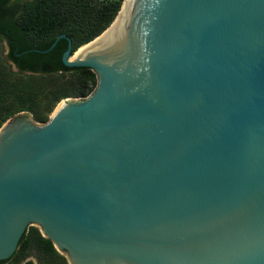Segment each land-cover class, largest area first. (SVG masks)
<instances>
[{
	"label": "water",
	"instance_id": "1",
	"mask_svg": "<svg viewBox=\"0 0 264 264\" xmlns=\"http://www.w3.org/2000/svg\"><path fill=\"white\" fill-rule=\"evenodd\" d=\"M122 3L49 47L94 92L0 127V260L36 225L69 264H264V0Z\"/></svg>",
	"mask_w": 264,
	"mask_h": 264
},
{
	"label": "trees",
	"instance_id": "2",
	"mask_svg": "<svg viewBox=\"0 0 264 264\" xmlns=\"http://www.w3.org/2000/svg\"><path fill=\"white\" fill-rule=\"evenodd\" d=\"M123 0H0V41L8 45V67L0 75V127L12 115L27 111L35 121L48 120L55 105L66 97H85L96 86L95 72L86 66H66L62 54L67 40L71 53L90 42L112 22ZM46 50V51H44ZM60 74L62 79L48 90L37 87L44 76ZM34 249L49 264H68L64 255L35 226L21 235L11 256L0 264H33L27 259Z\"/></svg>",
	"mask_w": 264,
	"mask_h": 264
},
{
	"label": "rangeland",
	"instance_id": "3",
	"mask_svg": "<svg viewBox=\"0 0 264 264\" xmlns=\"http://www.w3.org/2000/svg\"><path fill=\"white\" fill-rule=\"evenodd\" d=\"M6 51H7L6 42L4 40H2V41H0V75H2L4 73V71L6 70L7 67L10 70H13L14 72L17 71L15 66L7 58H5ZM61 79H62V76L60 74H53L52 76H44V77L39 78L37 80V87L41 88L42 90H48L53 85L59 83ZM96 84H97V82H96ZM95 88H96V86L94 87V89L87 96L92 94L94 92ZM69 98L73 99V98H82V97H66V98H62L60 101L68 102V100H66V99H69ZM58 103L55 105V107L56 106L58 107L61 104V103H59V104ZM55 107H54V109H55ZM54 109H53V111H54ZM23 112H27V111H23ZM19 113H21V112H18L16 114L12 115L11 117H14V116L18 115ZM28 113L31 114V116H32V113H30V112H28ZM36 122H38V121H36ZM30 226H35V227H37L39 229V227L36 226V225H30ZM28 228H29V226L27 227V229ZM60 254H62V253H60ZM62 255H64V254H62ZM27 259L32 260L33 264H49L48 261L46 260V258H44L43 255H41L40 253H38L34 249L30 250V253H29ZM67 263H68V261H67Z\"/></svg>",
	"mask_w": 264,
	"mask_h": 264
},
{
	"label": "bare ground",
	"instance_id": "4",
	"mask_svg": "<svg viewBox=\"0 0 264 264\" xmlns=\"http://www.w3.org/2000/svg\"><path fill=\"white\" fill-rule=\"evenodd\" d=\"M124 2V0H123ZM123 4V3H122ZM122 7V5H121ZM120 12V11H119ZM117 18V17H116ZM116 20V19H115ZM115 22V21H114ZM113 22V24H114ZM112 24V25H113ZM111 25V27H112ZM111 27L108 29V31L102 35L101 37L97 38L95 41H93L92 43L90 44H87V45H84L82 46L79 50H77L74 55L71 57V60H74V59H79V58H82L86 55V51H96V50H100V49H103V45H104V41L106 40V38L108 37V34H109V31L111 29ZM61 105V104H60ZM59 106L57 108H55L56 110H54V112H57ZM53 112V113H54Z\"/></svg>",
	"mask_w": 264,
	"mask_h": 264
},
{
	"label": "flooded vegetation",
	"instance_id": "5",
	"mask_svg": "<svg viewBox=\"0 0 264 264\" xmlns=\"http://www.w3.org/2000/svg\"><path fill=\"white\" fill-rule=\"evenodd\" d=\"M11 1H14V0H11ZM24 1H27V0H20L21 3L24 2ZM3 40L6 42L5 39H3ZM6 47H7V51H6V54H5V58H7L6 55H7V52H8V45H7V43H6Z\"/></svg>",
	"mask_w": 264,
	"mask_h": 264
}]
</instances>
